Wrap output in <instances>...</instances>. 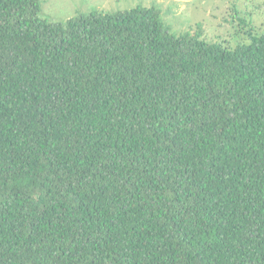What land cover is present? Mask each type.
Instances as JSON below:
<instances>
[{"label": "trees", "instance_id": "1", "mask_svg": "<svg viewBox=\"0 0 264 264\" xmlns=\"http://www.w3.org/2000/svg\"><path fill=\"white\" fill-rule=\"evenodd\" d=\"M239 33L0 0V264H264V31Z\"/></svg>", "mask_w": 264, "mask_h": 264}, {"label": "rangeland", "instance_id": "2", "mask_svg": "<svg viewBox=\"0 0 264 264\" xmlns=\"http://www.w3.org/2000/svg\"><path fill=\"white\" fill-rule=\"evenodd\" d=\"M40 15L55 24L99 11L115 13L138 6L155 8L163 27L174 35L201 30L207 41L236 46L251 25L264 31V0H39ZM240 18L246 19L245 26Z\"/></svg>", "mask_w": 264, "mask_h": 264}]
</instances>
